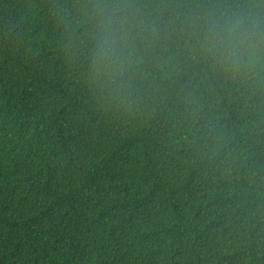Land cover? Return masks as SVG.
<instances>
[{"label":"trees","instance_id":"1","mask_svg":"<svg viewBox=\"0 0 264 264\" xmlns=\"http://www.w3.org/2000/svg\"><path fill=\"white\" fill-rule=\"evenodd\" d=\"M264 0H0V264H264V55L213 48Z\"/></svg>","mask_w":264,"mask_h":264},{"label":"clouds","instance_id":"2","mask_svg":"<svg viewBox=\"0 0 264 264\" xmlns=\"http://www.w3.org/2000/svg\"><path fill=\"white\" fill-rule=\"evenodd\" d=\"M211 43L233 66L242 60L254 63L264 55V31H257L256 23L248 16L221 14L212 27Z\"/></svg>","mask_w":264,"mask_h":264}]
</instances>
